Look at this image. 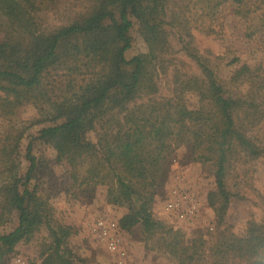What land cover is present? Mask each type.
Wrapping results in <instances>:
<instances>
[{
	"label": "trees",
	"instance_id": "obj_1",
	"mask_svg": "<svg viewBox=\"0 0 264 264\" xmlns=\"http://www.w3.org/2000/svg\"><path fill=\"white\" fill-rule=\"evenodd\" d=\"M81 1L73 12L64 0H0V118L14 122L29 103L39 115L0 140V264L42 228L36 264H94L79 229L50 200L64 193L74 206L99 186L123 211L125 241L139 229L173 264H264V217L250 218L245 236L226 225L230 201L242 199L230 187L233 173L264 157V79L248 70L224 81L191 46V31L230 7L244 40L263 48L264 0ZM168 28L199 75L173 63ZM173 64L170 95L161 97L158 78ZM52 73L65 78L58 96ZM242 84L251 95L238 90ZM34 140L54 160L36 152ZM183 146L192 162L214 170L209 239L187 241L153 216L163 173Z\"/></svg>",
	"mask_w": 264,
	"mask_h": 264
},
{
	"label": "rangeland",
	"instance_id": "obj_2",
	"mask_svg": "<svg viewBox=\"0 0 264 264\" xmlns=\"http://www.w3.org/2000/svg\"><path fill=\"white\" fill-rule=\"evenodd\" d=\"M65 4L71 6L73 12L82 7L81 0H64ZM53 17L50 21H55ZM211 27V32L208 28ZM169 44L171 46L170 58L181 70L187 74L199 75L193 61L186 56L182 50V42L175 29L168 28ZM191 34L192 47L200 54L206 55L215 64L218 76L224 81L233 80L245 71H252L264 79V47L255 42L244 40V24L232 15V8L228 7L222 13L215 16V20L204 19L201 26L194 28ZM208 32V33H207ZM4 33L0 30V40ZM133 55V52L132 54ZM233 59H237L233 62ZM171 65L166 76L160 75L158 84L160 86L159 96L168 97L171 92V75L175 65ZM62 74V73H61ZM65 78L52 73L49 82L55 87V95L61 94V87ZM60 87V89H59ZM238 90L244 95H251L252 86L242 84ZM39 117L38 107L34 104L23 106L14 122L10 123L0 118V140L5 135L15 136L21 125L32 122ZM35 137V136H34ZM93 137V136H91ZM260 137L264 142V127L260 131ZM28 140L24 139L21 150V167L19 172L24 174L28 163L24 158ZM34 150L54 160L55 152L44 146L38 140L33 141ZM128 165V163H125ZM192 188L202 201V211L199 219L190 223H184L166 212L165 204L178 188ZM230 187L240 194L242 199H232L226 216V225L230 230L245 236L248 228V220L253 218L257 221L264 217V157L259 159L253 166L238 167L233 173ZM106 187L99 186L95 189L90 200L78 198L75 205L69 202L64 193H60L50 200V205L58 210L64 211L69 217L70 223L79 229L82 234L83 246L87 259L94 264H119L117 259L108 254L106 249L96 243L85 230V224L96 217L106 216L119 221L123 216L122 209L113 207L106 202ZM215 190L214 170L210 164L194 163L186 146L179 148L174 156L172 165L163 173L161 183L157 189V195L153 204L154 218L163 225L178 231L187 240L204 237L209 239V234L214 232V216L207 203L209 193ZM139 229L134 234L126 237L128 246V257L125 264H173L167 255L154 248V241L142 239L138 236ZM47 237L45 228L35 235L30 243L19 244L14 255L5 258L3 264H15L17 258H24L29 264L38 262V243Z\"/></svg>",
	"mask_w": 264,
	"mask_h": 264
},
{
	"label": "built area",
	"instance_id": "obj_3",
	"mask_svg": "<svg viewBox=\"0 0 264 264\" xmlns=\"http://www.w3.org/2000/svg\"><path fill=\"white\" fill-rule=\"evenodd\" d=\"M202 201L192 188H178L172 191L165 204L166 212L184 223L200 218ZM85 230L96 243L106 249L108 254L125 264L128 257V246L121 232L118 221L106 216H99L85 224ZM15 264H29L24 258H17Z\"/></svg>",
	"mask_w": 264,
	"mask_h": 264
}]
</instances>
